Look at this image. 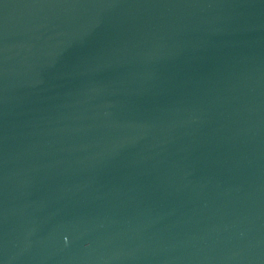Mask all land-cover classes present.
<instances>
[{"label": "water", "instance_id": "obj_1", "mask_svg": "<svg viewBox=\"0 0 264 264\" xmlns=\"http://www.w3.org/2000/svg\"><path fill=\"white\" fill-rule=\"evenodd\" d=\"M0 264H264V0H0Z\"/></svg>", "mask_w": 264, "mask_h": 264}]
</instances>
